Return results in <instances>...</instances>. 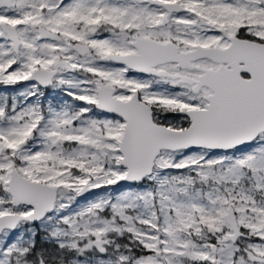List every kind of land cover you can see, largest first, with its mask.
I'll list each match as a JSON object with an SVG mask.
<instances>
[{
	"label": "snow or ice",
	"instance_id": "snow-or-ice-1",
	"mask_svg": "<svg viewBox=\"0 0 264 264\" xmlns=\"http://www.w3.org/2000/svg\"><path fill=\"white\" fill-rule=\"evenodd\" d=\"M0 89V264H264V0H0Z\"/></svg>",
	"mask_w": 264,
	"mask_h": 264
},
{
	"label": "rangeland",
	"instance_id": "rangeland-1",
	"mask_svg": "<svg viewBox=\"0 0 264 264\" xmlns=\"http://www.w3.org/2000/svg\"><path fill=\"white\" fill-rule=\"evenodd\" d=\"M0 91H3V89H0ZM49 94H50V90H46L45 95L49 96V98H51ZM51 95L55 96V95H57V93L51 92Z\"/></svg>",
	"mask_w": 264,
	"mask_h": 264
}]
</instances>
